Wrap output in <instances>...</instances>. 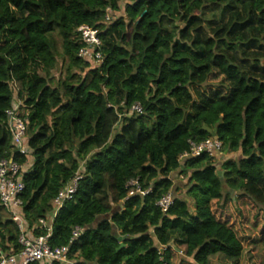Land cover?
Instances as JSON below:
<instances>
[{"label": "trees", "instance_id": "16d2710c", "mask_svg": "<svg viewBox=\"0 0 264 264\" xmlns=\"http://www.w3.org/2000/svg\"><path fill=\"white\" fill-rule=\"evenodd\" d=\"M121 6L107 24V9L116 17ZM83 26L100 31L99 67L78 57ZM255 49L264 53V0H0V162L26 167L32 236L46 235L39 221L80 173L48 241L70 247L73 264L234 263L245 241L264 254V64L237 58ZM214 72L228 94L199 91ZM15 83L25 157L8 124ZM208 139L240 157L220 170L205 154L180 161ZM176 174L187 179L182 194ZM137 179L150 192L129 197ZM171 192L164 213L157 204ZM75 228L83 233L71 243ZM19 237L0 203L1 251L21 253Z\"/></svg>", "mask_w": 264, "mask_h": 264}, {"label": "built area", "instance_id": "2783aa9c", "mask_svg": "<svg viewBox=\"0 0 264 264\" xmlns=\"http://www.w3.org/2000/svg\"><path fill=\"white\" fill-rule=\"evenodd\" d=\"M106 12L105 21L107 24H111L114 16L111 14L110 9H107ZM77 32L84 43V46L78 52V57L86 62L93 63L97 67L101 66L103 63V57L100 52L102 46L100 31L88 26H83L79 28ZM21 106V103L15 99L13 107L7 112V116L13 145L18 153L25 157L28 155L26 145L28 121L22 116L20 111ZM131 113L141 114L142 109L139 105L134 106ZM222 152L223 145L220 141L217 139H208L200 144H191L190 151L180 156V161L183 162L189 158L200 157L204 154L216 158L221 156ZM25 171L26 167L12 159L0 162V203L9 214L11 220L17 225L20 231L19 243L23 248L22 252L17 255H6L0 249V264H53L55 262L71 264L68 261L70 247L52 249L49 246L48 241L52 233L51 224L64 204L73 200L78 189V183L81 180V174L77 173L76 177L66 185L54 199V211L49 222L46 219L39 221V226L46 229V235L34 238L28 231V226L22 213L23 202L21 195L25 189L23 180ZM128 188L129 197L135 195L145 196L150 192V190H142L138 179L131 181L128 184ZM173 201V195L169 193L163 196L157 205L164 213H166L172 206ZM82 233L83 230L75 228L72 234L71 243L78 240ZM161 250L163 249L161 248L160 251Z\"/></svg>", "mask_w": 264, "mask_h": 264}, {"label": "rangeland", "instance_id": "374dc122", "mask_svg": "<svg viewBox=\"0 0 264 264\" xmlns=\"http://www.w3.org/2000/svg\"><path fill=\"white\" fill-rule=\"evenodd\" d=\"M123 9L124 7L121 6V11L116 14V17H114L113 21L111 22V24L117 20L118 18H120L121 16H123ZM229 24V23H228ZM59 41V53H61V41L59 38H57ZM237 58L240 60L239 62H241L243 59L244 60H255V59H260L261 63L264 64V53L259 52L258 50H251L248 52L247 55H241L240 57L237 56ZM59 62L61 63V60L59 59ZM60 65V64H59ZM61 74V67L59 66L53 73V78L55 83L58 82L60 80V78H62V76H60ZM14 92H15V97H16V101L21 103V100H19V98L17 97V92L19 90L18 85L15 83L14 84ZM199 91L210 96L211 94H215L216 92H220L222 94H228L230 91V85L224 81V78L222 76H219L217 74V72H214L213 75L209 78V81L207 82V84L205 86H203L202 88H199ZM240 155H229L227 153H224L221 156H218L216 158H214V162L218 168V170H220L221 165L223 164L224 160L226 159H237L239 158ZM177 175V174H176ZM174 182H178L177 184H181L184 187L186 186L187 183V179H185L184 177H178L177 176V181L174 180ZM182 182V183H181ZM255 234H253L252 236H254ZM245 249H244V255L242 257V259L240 261L234 262V263H230L227 262L225 260H223L220 257H214L211 260V264H264V254L263 252H260L259 249L257 248H253L251 249V244H248L245 241ZM252 254V258H249L250 255ZM186 262L188 263L189 261L186 260ZM71 264H73L72 262H70ZM61 264V263H60ZM174 264H183L181 263V258L179 256H176L174 259Z\"/></svg>", "mask_w": 264, "mask_h": 264}, {"label": "crops", "instance_id": "0c3cea01", "mask_svg": "<svg viewBox=\"0 0 264 264\" xmlns=\"http://www.w3.org/2000/svg\"><path fill=\"white\" fill-rule=\"evenodd\" d=\"M172 180L174 181V180H176L177 181V175H174L173 177H172ZM178 182H174V192L175 191H178L179 190V194H182V193H184L183 191H184V184L183 185H181L180 183L179 184H177ZM182 183V182H181Z\"/></svg>", "mask_w": 264, "mask_h": 264}, {"label": "water", "instance_id": "95a60500", "mask_svg": "<svg viewBox=\"0 0 264 264\" xmlns=\"http://www.w3.org/2000/svg\"><path fill=\"white\" fill-rule=\"evenodd\" d=\"M215 137H216V136H215V134H214V138H215ZM218 175H219V177H221V178L223 177V173H222V172H219Z\"/></svg>", "mask_w": 264, "mask_h": 264}, {"label": "clouds", "instance_id": "9594fccd", "mask_svg": "<svg viewBox=\"0 0 264 264\" xmlns=\"http://www.w3.org/2000/svg\"><path fill=\"white\" fill-rule=\"evenodd\" d=\"M222 154H223V152H222ZM214 159V158H213ZM171 194H172V192H171ZM173 195V194H172ZM173 200H174V198H173Z\"/></svg>", "mask_w": 264, "mask_h": 264}]
</instances>
